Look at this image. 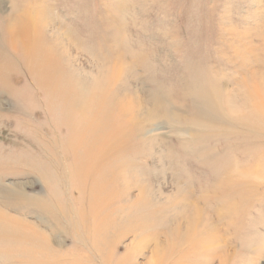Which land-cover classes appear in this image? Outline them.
I'll return each instance as SVG.
<instances>
[{
  "label": "rangeland",
  "instance_id": "rangeland-1",
  "mask_svg": "<svg viewBox=\"0 0 264 264\" xmlns=\"http://www.w3.org/2000/svg\"><path fill=\"white\" fill-rule=\"evenodd\" d=\"M20 13L40 15L34 37L56 67L12 49L5 21ZM104 90L143 104L133 112L143 141L127 119L100 132L125 131L128 148L93 182L103 144L78 114L95 112ZM199 91L226 114L194 104ZM254 103L264 104V0H0V264H264ZM90 210L108 218L99 245ZM209 228L214 254L201 250Z\"/></svg>",
  "mask_w": 264,
  "mask_h": 264
},
{
  "label": "bare ground",
  "instance_id": "bare-ground-1",
  "mask_svg": "<svg viewBox=\"0 0 264 264\" xmlns=\"http://www.w3.org/2000/svg\"><path fill=\"white\" fill-rule=\"evenodd\" d=\"M20 14H22V15H16V16L9 15L6 17V21H5V27L7 28V31H8L9 42L12 46V49L14 51H18V49H21L22 53L25 54L28 59H31V56L29 55L28 51L32 50L34 52V56L32 57V59H33L32 61H34V63L39 62V61L46 62V61L52 60L51 62H53L54 67H56L55 62L57 61L58 58H55V57H57V56H53L54 54L52 55L51 49L47 48L45 46V44L42 45V43H41V45H40V42H41L40 40H42V39L40 38L39 35L38 36L36 35L37 38L34 37V34L35 33L37 34L40 31L39 30L40 27L42 29L45 28V26L41 23H39L40 26H37L38 24L36 23V21L40 15L36 14V18H35L36 21L33 20L31 22V20L27 17V15L25 13L24 14L20 13ZM46 25H48V23H46ZM60 42L64 43V41L63 42L60 41ZM60 42H56V43H58L57 45H59ZM65 43L70 44V42H65ZM54 45H55V47H57L56 44H54ZM66 47L70 48V46L69 45L67 46V44H66ZM42 50L44 53H42ZM39 55H40V57H39ZM60 56L62 58H65L63 53H61ZM114 82H115V77H113L112 80L110 79L108 86L113 85ZM99 95L101 97H104L103 98L104 100H106L105 99L106 96L107 97L113 96V94H110L107 90L102 91ZM196 95H198V96L194 97L195 99H193V103L196 104L197 106H199L200 108H202L203 110H205L206 112H208L209 114L210 113H215V114L222 113L223 115L226 114L227 109L224 106L219 105V103L217 105L214 97L210 96L209 93L208 94L206 93L204 95L199 91ZM249 97H255L256 98V97H260V95H259V93L256 92L255 94L253 93L252 95L249 94ZM103 99L101 101H99V100L97 101V105H96L97 109L95 110V112L89 113V112L82 110V112H80L82 114H80V113L78 114L79 120L83 121V123H88V124H85L84 127L87 126L86 131L90 135V139H91L89 142H91V143L99 142V143L103 144V146L101 147V150L98 151L99 155L97 156V164L95 166H93V168L91 169L92 172L88 175L90 177V181H93L94 177L97 175L96 173H98L100 170L103 169V166H105L104 163L110 162V159L112 160L113 156H116L117 153L120 154L122 151H124L125 149L128 148V145L125 143L124 139H126V137L129 138V135H128V133L125 134V131L117 130V132L111 131V134L108 133V134H104L103 136L101 135V133L104 130L109 129V128L111 129V127H113V124H111V123H113V122L116 123L117 121H122L125 119L129 120L128 124H130L131 128L133 129V133H135L137 135L135 137L139 138L138 139L139 141H141V140L143 141V135L142 134H143L144 127L142 126L141 123H140L141 124L140 125L139 123H137L135 121L133 122L134 105L138 109H140L143 106V104L139 103L138 101L131 103V101L126 99V98H122V99L118 100V98H116V96H113L111 98L112 102L110 101V104L112 103L113 106L107 108L105 106V102L103 101ZM160 100L161 99L157 98L155 104L153 105L152 109L150 110L151 114H154L155 117H157V114L159 115L160 112L165 116V114L163 113V108H164L165 104H163ZM227 102H228V100H227ZM225 103H226V101H225ZM84 104L87 105L86 102H84ZM258 104L254 103V105L252 106V109L254 110V112L257 111L258 108L260 109L261 106L262 107L264 106V104L261 106ZM71 107H74V106H71ZM83 108L85 110H88L87 106L83 107ZM137 113H140V112L137 111ZM145 115H144V118L147 119L146 121L149 122V124L154 123L152 115H150L149 113L147 114V112L145 113ZM158 118L159 117H157V120H158ZM93 121H98V122L106 121V123L103 125H100V124L93 125V123H92ZM113 160L115 161L116 159L114 158ZM117 162H118V160H117ZM116 164L117 163H115L114 165H116ZM115 172H114V174H115ZM108 174L110 175V173H108ZM103 175H100V177ZM89 177L87 179H89ZM99 183H101V181H99ZM95 184H97L99 186L98 183L95 182ZM91 186H92L91 188L95 189V185L94 186L91 185ZM103 187H104V184L101 185V188H103ZM89 188H90V186H89ZM98 188H100V187H98ZM105 199L94 198V200L93 201L91 200V202L95 203V204H103ZM101 207H102V205H101ZM90 212H91L92 217L90 218L89 223L91 225H93L94 227L98 228L97 232L94 235H95L96 239H98V241L96 243L99 245V238H100L99 236L106 234V232H104L101 227H103V229H106V226H107L106 220L108 218L106 220H102V218L100 217V214H101L100 212H96L95 210L94 211L90 210ZM82 216H83L82 212H79L77 221H79L80 224L82 225V227L84 228L86 224H85L84 219H83L84 217H82ZM103 218H105V217H103ZM87 219L85 218V221ZM91 228H92V226H91ZM212 230H215V229L209 228L208 233H207V239L210 242L207 243L206 248L203 247V249L201 248V250L205 251L206 253L210 252V253L214 254L217 251L216 248H219V246L214 247V243L216 242L217 234L215 236V233H213ZM189 243L192 247H194V243H191V242H189ZM216 245H218V244H216ZM114 264H122V261L121 260L115 261ZM153 264H160V257L156 258V261Z\"/></svg>",
  "mask_w": 264,
  "mask_h": 264
}]
</instances>
